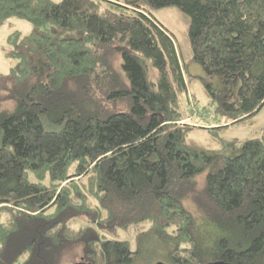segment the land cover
<instances>
[{
	"label": "trees",
	"instance_id": "16d2710c",
	"mask_svg": "<svg viewBox=\"0 0 264 264\" xmlns=\"http://www.w3.org/2000/svg\"><path fill=\"white\" fill-rule=\"evenodd\" d=\"M168 6L190 17L188 59L153 12ZM12 16L32 29L8 35L0 71V264L74 246L133 264L148 234L173 264H264V127L214 131L230 152L195 135L264 104V0H0V27ZM209 106L218 122L185 121ZM132 227L137 249L118 237Z\"/></svg>",
	"mask_w": 264,
	"mask_h": 264
},
{
	"label": "rangeland",
	"instance_id": "374dc122",
	"mask_svg": "<svg viewBox=\"0 0 264 264\" xmlns=\"http://www.w3.org/2000/svg\"><path fill=\"white\" fill-rule=\"evenodd\" d=\"M155 16L169 28L176 41L177 49L184 59H188L192 55V49L190 46V40L188 36V26L190 23V17L176 6H168L160 9H155ZM32 29V24L25 18L12 16L6 20V22L0 27V71H8L10 66L15 63L14 58H10L6 55V48L8 47L7 38L8 35L14 30H20L23 33L29 32ZM193 70L202 72V68L198 64H192ZM215 84L220 85V80L215 79ZM194 87V86H193ZM197 98H199V107L210 100L207 92L201 81H197L195 89ZM192 98V97H191ZM114 109L131 113V102L127 99H118L114 102ZM197 109L194 107L192 111V117L187 118V122H218V118L215 117L213 107L209 106L207 112H201L197 114ZM196 114V115H195ZM220 118V117H219ZM218 125V124H215ZM221 125V124H219ZM264 127V104L255 114L253 120L246 123H233L229 126H225L221 129H206L196 131L195 135L204 144L212 148L222 149L225 152H230L229 147H223L222 142L219 141V137L215 132L224 137L225 139L246 138L252 136H261L260 128ZM83 221L72 222L73 226H80ZM138 228L132 227L129 231L120 230L118 232L119 238L127 239L133 249L138 248L137 234ZM145 239V240H144ZM140 251L135 257L133 264H173L168 258V244L164 243L154 234H148L141 238ZM83 248L74 246L69 249L64 264H75L80 260Z\"/></svg>",
	"mask_w": 264,
	"mask_h": 264
},
{
	"label": "water",
	"instance_id": "95a60500",
	"mask_svg": "<svg viewBox=\"0 0 264 264\" xmlns=\"http://www.w3.org/2000/svg\"><path fill=\"white\" fill-rule=\"evenodd\" d=\"M75 264H94V263L87 258L81 257L80 260L75 262ZM158 264H162V263H158ZM207 264H233V263L225 260H215V261H210Z\"/></svg>",
	"mask_w": 264,
	"mask_h": 264
}]
</instances>
